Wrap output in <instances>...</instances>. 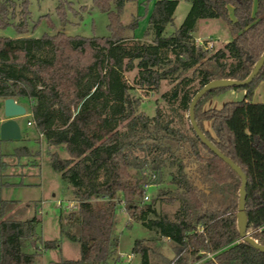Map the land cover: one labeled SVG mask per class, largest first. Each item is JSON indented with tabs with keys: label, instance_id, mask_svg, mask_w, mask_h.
I'll use <instances>...</instances> for the list:
<instances>
[{
	"label": "trees",
	"instance_id": "16d2710c",
	"mask_svg": "<svg viewBox=\"0 0 264 264\" xmlns=\"http://www.w3.org/2000/svg\"><path fill=\"white\" fill-rule=\"evenodd\" d=\"M0 0V24L12 21ZM65 0H58L59 9ZM127 0H94L110 18V36L68 35L0 37V97L32 102L33 123L50 146L65 145L68 158L50 154L52 167L70 185L77 207L60 216V231L80 243L78 260L59 264H105L118 252L114 234L118 205L134 220L155 229L173 244L165 264H264V252L241 238L239 174L184 124L194 95L215 79L244 80L264 53V0H192L183 23L169 35L178 0H157L149 15L147 37L125 34L121 13ZM27 14V2L23 0ZM1 13H3L1 15ZM221 18L232 39L217 50L197 44L200 19ZM15 25L20 33L25 20ZM136 18L130 27L137 25ZM138 68L135 85L125 70ZM162 93L172 115L157 105L149 116L139 111L137 88ZM264 80V65L245 86L218 87L197 102L195 116L206 137L238 164L247 176V233L264 245V102H253ZM228 90L244 91L240 100L204 108L209 98ZM210 122L211 130L205 126ZM124 124V129L120 126ZM26 146L15 154L28 153ZM7 153L1 151L0 173L6 176ZM174 189H163L165 176ZM157 196L143 202L148 187ZM157 198L178 203L173 216L156 208ZM15 200L0 199V264H41L42 253L60 246L36 232V216L15 218ZM26 211L24 212V214ZM34 251L27 252L25 247ZM43 250V252H41ZM150 263L152 247L137 239L133 248Z\"/></svg>",
	"mask_w": 264,
	"mask_h": 264
},
{
	"label": "rangeland",
	"instance_id": "374dc122",
	"mask_svg": "<svg viewBox=\"0 0 264 264\" xmlns=\"http://www.w3.org/2000/svg\"><path fill=\"white\" fill-rule=\"evenodd\" d=\"M10 1L7 6L8 15L15 13V17L10 15V23L0 24V37L32 36L41 37L45 34H54L57 31H64L68 35L110 36V18L108 14L99 9L94 0H65L62 9H59L58 0H26L27 14L24 19L25 9L22 8L23 0ZM157 0H127L121 13V21L125 26V34L133 36L128 39L127 45H132L133 41L151 40L146 38L149 27V15L153 5ZM192 7V0H178L174 13V22L166 27L165 34H172L184 21ZM3 13H1L2 15ZM138 18L137 25L130 27V24ZM25 20L26 31L20 33L15 25L19 21ZM197 30L194 32L196 43H206L212 45L211 49L217 50L231 39L229 27L221 18L200 19ZM198 38V39H197ZM138 75V68L125 70L126 80L135 85ZM172 83L163 80L158 91L137 88L136 93L142 97L139 111L145 112L149 116L156 113L157 105L161 107L163 113L172 115L170 107L162 98V93L172 87ZM244 98V91L228 90L219 95L213 96L205 101L204 108H220L226 101L240 100ZM26 107V113L19 116L22 137L1 141L2 150L8 155V167L2 176L1 198L15 200L19 204L14 208L15 218H25L26 216H36L38 219L36 232L43 239L59 240L60 246L52 248L42 253L41 264H59L62 260H78L81 257L80 243L70 239L60 231V216H65L73 203L77 204L72 194L70 185L63 179L61 172L55 170L50 161V154L57 152L61 158H68L65 145L50 146L47 139L41 135L32 121V102L28 98L22 99ZM184 124L189 126V111L184 110ZM124 129V124L120 126ZM26 146L28 153L15 154V148ZM1 160V155H0ZM171 176H165L163 189L169 187L174 189L171 183ZM146 194L151 202L157 196L154 185L148 187ZM144 202V201H143ZM156 208L164 213L173 216L178 207V203H169L162 198H157ZM26 213L24 214V212ZM114 234L119 238L118 252L110 257L105 264H143L142 256L134 252L133 248L137 239H147L152 247L150 251L151 264H165L174 257L173 244L168 239L160 237L155 229L144 225L141 221L130 217L125 209L124 203L118 205L115 214ZM35 248L25 247V251L31 252ZM103 264V263H102Z\"/></svg>",
	"mask_w": 264,
	"mask_h": 264
},
{
	"label": "water",
	"instance_id": "95a60500",
	"mask_svg": "<svg viewBox=\"0 0 264 264\" xmlns=\"http://www.w3.org/2000/svg\"><path fill=\"white\" fill-rule=\"evenodd\" d=\"M264 65V53L258 59L252 72L244 80H234V79H215L208 82L201 89L197 91L194 95L190 107H189V119L190 123L196 133V135L202 140L203 143L207 145L216 155L222 158L226 163H228L241 177L242 184L240 188V200L238 207V223L240 227L241 238L245 241L251 243L255 248L264 252V245L259 244L247 233V214H246V197H247V176L243 169L236 164L231 158L222 153L203 133L199 127L196 116L195 108L198 100L206 94L208 91L218 87H230V86H245L250 84L253 79L258 75L262 66ZM26 113V107L17 102L13 97L3 98L0 97V144L1 141L18 139L22 137L21 126L19 123V116ZM1 173H0V199H1ZM1 243V238H0Z\"/></svg>",
	"mask_w": 264,
	"mask_h": 264
},
{
	"label": "crops",
	"instance_id": "0c3cea01",
	"mask_svg": "<svg viewBox=\"0 0 264 264\" xmlns=\"http://www.w3.org/2000/svg\"><path fill=\"white\" fill-rule=\"evenodd\" d=\"M198 26H199V25H198ZM230 34H231V33H230ZM197 39H198V38H197ZM230 39H232V36H231ZM244 95H245V92H244ZM252 101H253V102H264V80H262V81L256 86V88H255V90H254V93H253V96H252ZM17 102L23 104L22 101H17ZM23 105H24V104H23ZM30 122H32V123H31L32 125L34 124V123H33V119H32V121H30ZM205 126H206L207 129L211 130L210 122H206V123H205ZM1 151H3V150H2V145H0V153H1ZM5 152H6V151H5ZM1 184H2V179H1Z\"/></svg>",
	"mask_w": 264,
	"mask_h": 264
},
{
	"label": "built area",
	"instance_id": "2783aa9c",
	"mask_svg": "<svg viewBox=\"0 0 264 264\" xmlns=\"http://www.w3.org/2000/svg\"><path fill=\"white\" fill-rule=\"evenodd\" d=\"M211 46L212 45H210V46L207 45V47H211ZM29 123L31 124L32 122H29ZM148 199H149V196L145 193L143 201L146 202ZM76 207H77V204L73 203L72 206H71V210L75 209Z\"/></svg>",
	"mask_w": 264,
	"mask_h": 264
}]
</instances>
